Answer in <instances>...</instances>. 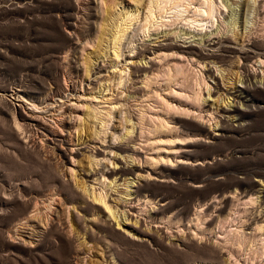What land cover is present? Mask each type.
<instances>
[{"label": "rangeland", "instance_id": "rangeland-1", "mask_svg": "<svg viewBox=\"0 0 264 264\" xmlns=\"http://www.w3.org/2000/svg\"><path fill=\"white\" fill-rule=\"evenodd\" d=\"M161 1L147 24L142 0L115 58L134 0H0V264H264V87L240 126L216 124L231 84L264 78V0H209L202 23L205 0ZM180 29L229 45L192 52ZM118 165L133 171L112 187Z\"/></svg>", "mask_w": 264, "mask_h": 264}, {"label": "bare ground", "instance_id": "bare-ground-1", "mask_svg": "<svg viewBox=\"0 0 264 264\" xmlns=\"http://www.w3.org/2000/svg\"><path fill=\"white\" fill-rule=\"evenodd\" d=\"M135 2H137V6L135 7V10L134 12H125V13H122V15L118 18V20H116V28H115V31H114V34H113V39L111 41L112 43V50H113V55L115 58H118V56L121 55L120 53V40L121 38L123 37L124 34H127L125 33V31H127L129 28L127 27L129 22L134 19L136 16H137V13H138V8L139 6L141 5L142 3V0H134ZM182 0H166V2L168 4H171V6L168 8L169 11H172L175 10V8H177L176 6L179 7V5H184V9L183 11H185V7H188L189 9V5L192 3L191 0L189 1H182V3H180ZM159 2H162L161 0H150L149 2V6L147 7V13L144 17V20L147 24H149V20L152 18V14H153V10L151 9L152 6H156L158 8V4ZM165 2V1H164ZM223 2V3H222ZM222 4L224 6V3H226L225 0H222ZM196 2H194L195 4ZM197 4V3H196ZM193 5V4H192ZM161 6V4H160ZM230 6V4H229ZM226 7V6H225ZM237 7H238V10L241 11V9H245L246 11L249 9V5H248V2L246 0H243L241 1L240 3L237 4ZM97 8H98V13H99V17H103V13H104V9L103 7L101 6V3L97 1ZM194 9V11L198 12V13H194V15H197L198 17L195 18H191V21L192 22H198V23H202L203 21H205L206 19H209L211 18L212 16V11H213V4L209 1V0H205L203 1L202 3H200L199 5H196V6H193L191 7ZM190 8V9H191ZM164 9V8H163ZM255 13L257 14V10L256 7H255ZM177 12H179V10H175ZM186 11H187V8H186ZM185 11V12H186ZM239 11V12H240ZM249 11V10H248ZM139 14V13H138ZM139 16V15H138ZM137 16V17H138ZM161 16V15H160ZM159 16V17H160ZM205 17V18H204ZM137 19V18H136ZM135 19V20H136ZM153 19V18H152ZM151 19V20H152ZM185 20V19H184ZM133 21V20H132ZM189 21V20H188ZM236 22L234 21L233 22V25L232 26H235ZM202 24H200L201 26ZM147 27V25H145ZM128 28V29H127ZM127 29V30H126ZM198 30V29H197ZM216 31V30H214ZM214 31L211 32V33H207L205 32L204 34H198V33H194L193 31H187V30H184V29H180L179 33L181 35H186V36H190L189 38L192 39L191 42L194 43L195 45H189L188 46V49L191 50L192 52H195L198 47L197 46H202V47H207L209 48L210 50L211 49H219V48H223V47H228L229 43L228 41H230L228 38L226 37H216L215 34H214ZM175 32V31H174ZM173 32V33H174ZM175 34V33H174ZM214 34V35H213ZM213 36V37H210V36ZM126 36V35H125ZM124 36V37H125ZM170 36V33H167V32H161V33H158L156 34V37L154 39H157L158 37L160 38H163V40H173L172 38L169 37ZM210 37V38H209ZM158 40V39H157ZM162 40V41H163ZM169 44H172V42H166V44H164L163 46H167ZM172 45H176V44H172ZM162 46V44H161ZM178 46V45H176ZM201 48V47H200ZM195 50V51H194ZM146 51V49L143 50V52ZM143 52H138L137 56H140L142 57L143 55ZM122 56V55H121ZM120 58V57H119ZM143 59V57H142ZM133 65L135 66H142L143 67V63L140 61V62H133ZM146 65V64H145ZM87 66V65H86ZM89 67H82L83 70L85 71H89L88 69ZM223 70V69H222ZM122 72V71H121ZM221 72V71H220ZM119 83L122 82V80L120 81V78H121V74H119ZM122 79V78H121ZM252 81V80H251ZM249 80V74H245V76H243L242 78H238V82L242 83L243 84V87H241L239 84H231V88L229 91H227V94L228 95H232V97L229 99L228 96H224L223 98L221 97V99L219 100L218 99V102H219V108L218 110L219 113L221 115L224 116L225 120H216V124L219 123V129L217 130L219 132V135L223 136L226 132L230 131L233 129L232 125L230 124V122L232 123H235L237 124V126H240V123L238 122V120L245 115V113L243 111H241V109L238 107L237 103L239 102H247L246 99H245V96L244 94H248V91H249V88L250 86L252 85L253 87L257 86V84H260L261 86L264 87V78H260L259 80L257 81H254V82H251ZM122 84V83H121ZM241 84V85H242ZM210 90V88H209ZM208 90V94H210ZM206 100L203 99L202 100V104L205 102ZM244 105V104H243ZM218 107V106H217ZM223 118V119H224ZM219 119V118H218ZM221 119V118H220ZM218 125V124H217ZM132 131V130H130ZM130 131H127L126 132V135L128 136L130 134ZM92 151V150H91ZM131 159V162H127L128 164H134V160L132 158ZM119 162H121L122 164V161L120 158L117 159ZM101 162H96L95 165L97 166V164H100ZM117 164V163H116ZM135 168H138V166H135ZM104 170V167L101 168V176L104 174L103 172ZM99 171V172H100ZM133 171V168H126L124 165H118L117 167V170L116 171H111L110 173L113 172V179L111 181H109V185L111 184L112 187H115L116 184H115V178L118 179L119 177L121 178L122 175L125 176V174H131ZM97 170L95 169L93 171V174L95 173L96 174ZM123 177V176H122ZM115 181V182H114ZM103 182V181H102ZM123 182L124 184H134V179H129L127 180L126 178L123 179ZM131 184V185H132ZM108 185V186H109ZM128 186V185H127ZM259 191L260 193H264V188H259ZM131 193L127 192L126 195H130ZM92 198V201L97 203V206L99 205V207L101 208L104 207L108 212H109V217H113L114 220L116 221L117 225H119V219H118V213L116 211H113L112 208L108 205V203L106 202V200L104 199V196L101 194V192L97 193L96 191H92L90 194H89ZM263 202H264V199H263ZM264 205V203H263ZM98 208V207H97ZM259 210V209H258ZM256 211V210H255ZM252 213L253 212H250L249 215L252 216ZM259 214H262V217L264 216V209L263 210H260L258 213H256V215H254L252 217V219H255ZM124 215V214H123ZM122 215V216H123ZM261 216V215H260ZM229 217V216H228ZM124 219H126V216L124 215ZM234 221V220H233ZM258 230L262 231L263 230V227H264V224H259L257 226Z\"/></svg>", "mask_w": 264, "mask_h": 264}]
</instances>
